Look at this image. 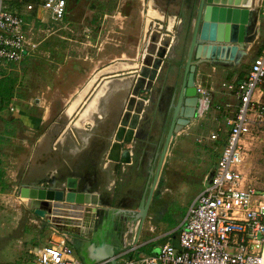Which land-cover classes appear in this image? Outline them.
<instances>
[{
  "label": "rangeland",
  "instance_id": "1",
  "mask_svg": "<svg viewBox=\"0 0 264 264\" xmlns=\"http://www.w3.org/2000/svg\"><path fill=\"white\" fill-rule=\"evenodd\" d=\"M196 1L67 0L63 21L38 26L36 49L2 73L11 80L13 95L10 104L0 108V235L9 238L6 242L0 237V264H28L34 257L33 234L39 232V218L33 211L35 201H25L21 195L23 188H32L23 180L30 158L36 161L38 174L49 176L62 167L58 181L73 176L81 183L91 173L95 183L107 186L120 162L108 153L118 142L121 152L130 149L135 158L142 159L151 150L146 167L154 169L171 115L170 107L158 111L157 103L162 91L173 88L174 98L177 94ZM241 9L248 10L252 24L238 62L193 63L194 85L208 88L211 99L200 111L197 105L195 114L172 134L159 174L172 202L191 199L203 188L205 173L215 165L221 144V139L207 138L223 124L217 105L233 102L223 95L221 82L247 72L264 38V0H252V5ZM155 60H159L155 76L140 81L143 68H153ZM108 67L114 72H105ZM103 78L108 84H102ZM98 87L104 91L94 100L100 117L90 113L94 123H88L87 117L72 124ZM82 89V96H76ZM169 93H162L161 100ZM77 97L69 115L66 108ZM124 116L125 130L135 120L127 142L115 137ZM243 168L246 180L264 193V138L254 141ZM175 186L176 191L171 188ZM157 231L162 230L157 227Z\"/></svg>",
  "mask_w": 264,
  "mask_h": 264
},
{
  "label": "built area",
  "instance_id": "2",
  "mask_svg": "<svg viewBox=\"0 0 264 264\" xmlns=\"http://www.w3.org/2000/svg\"><path fill=\"white\" fill-rule=\"evenodd\" d=\"M66 14L67 0H0V76L36 49L38 26L61 22ZM221 90L233 102L217 105L223 124L208 136L221 139V146L212 175L204 176L203 188L178 227L177 245L165 242L142 256L131 241L121 252L132 254L124 264H260L264 193L246 180L243 165L254 141L264 138V46L247 72L221 82ZM196 92L201 110L209 105L211 92L201 85ZM32 264L84 263L71 244L48 241Z\"/></svg>",
  "mask_w": 264,
  "mask_h": 264
},
{
  "label": "water",
  "instance_id": "3",
  "mask_svg": "<svg viewBox=\"0 0 264 264\" xmlns=\"http://www.w3.org/2000/svg\"><path fill=\"white\" fill-rule=\"evenodd\" d=\"M235 5L236 3L215 0H199L198 2L193 18L192 36L186 58L185 74L182 79L176 104L173 108L171 124L149 185L148 194L147 196L141 197L137 206V212L135 214V220L137 222L136 233H139L146 218L151 195L155 188L172 134L177 132L183 124H186L189 117L193 116L196 112L198 96L193 81L195 65L189 66L191 57L194 56L198 62L219 60L237 63L239 58L245 53L244 48L249 39V26L252 24V21L247 14L248 10L243 9V12L246 13L244 37L237 38L234 28L227 18L229 9L238 7ZM158 61L155 60L153 68H149L150 74L144 73L143 70L141 71L143 77L140 81H143L144 77L152 79L155 76ZM138 104L140 107V103ZM139 107H137V110H139ZM128 134V138L125 137L118 140L125 142L131 141L133 133L130 131ZM112 148H116L117 154H115V157L109 154L110 158L122 163L130 161V154L132 153L130 149H125L121 152L118 142L113 144L110 151ZM212 173L213 170L210 171L209 177ZM67 181L66 188L61 190L32 187L23 188L22 192L26 190H40L47 193L29 199L35 201L34 213L44 219L45 222L50 223L52 227L70 235L71 238L69 241L76 246V251L84 264H119L116 251L123 249L122 245H115L103 240L99 235L92 234L98 224V220L95 218V207L98 203L96 194L91 193L89 190L90 187L88 186L80 187L79 190H76L72 185L73 182L70 179ZM50 194H54V196L51 197ZM37 201L39 202L38 204L36 203ZM90 217L91 221L87 225L86 221H89ZM117 236L119 240L121 234L119 233ZM97 239L99 240L98 243L96 242ZM85 241H89V245ZM96 243L98 244V248L93 250L92 247ZM131 258L132 254L127 256V259ZM260 264H264V241Z\"/></svg>",
  "mask_w": 264,
  "mask_h": 264
},
{
  "label": "crops",
  "instance_id": "4",
  "mask_svg": "<svg viewBox=\"0 0 264 264\" xmlns=\"http://www.w3.org/2000/svg\"><path fill=\"white\" fill-rule=\"evenodd\" d=\"M151 12L153 11L151 10ZM170 21L173 23L172 19H170ZM28 56H25L24 58ZM118 63H121V61ZM5 70L3 72H5ZM101 72L103 73L104 71L102 70ZM105 72H114V70L108 69ZM100 73L97 72L96 75H99ZM2 75L3 74H1V76ZM236 79H240V77ZM91 81L92 79L87 83V85H89ZM101 82L102 84L103 82H106L108 84L107 78H103ZM83 89L76 96L78 97L82 96ZM99 91L100 90L98 87L97 92H95L94 94L95 97L93 98V100L88 101V105L86 104L87 106L85 105V107H82L80 111L77 112V116L75 117V119H73L72 124L78 125L81 119H83L82 122H85L84 118L90 117V113H97V117H100V114L96 112L97 106L94 105V100L100 98L99 96H102L104 94V91L103 92H99ZM78 97L73 101L72 105H69L66 108V112L68 111L67 113H69V115L74 113L73 108L77 103L76 101H78ZM71 106L73 107L72 109ZM84 108L86 109L84 110ZM69 109L71 111H69ZM22 111L24 110L22 109ZM197 111H200V108ZM17 114H19L20 116L21 112L17 111ZM22 115L24 116L25 119H28L29 117L26 116L25 113ZM15 117L17 118V116ZM90 118L91 121L88 123L90 124L94 123L92 117ZM133 155L134 154L132 153L130 154V161H128L127 163L120 164L119 162L118 166L117 167L115 166V168H117L116 169L117 174L116 175L112 174L110 176L107 186L98 182L95 183V181H97L96 176L91 173L86 174L83 177L81 183L80 181H78V178L73 176L69 177L71 182H73L72 184L73 187L76 190H79L80 187L88 186L90 187L89 188L90 192L96 194L98 198V203L95 207L96 208L95 218L96 220H98L97 221L98 224L92 234L99 235L103 240L109 241L110 243H113L115 245L116 244L122 245L123 249L116 251V254L118 255L119 264H124L125 260L127 259V256L131 254V253L126 255L121 254V252L129 245L131 241H134V243H136L137 245V252L135 254L139 253L142 256L154 253L155 250H157V248L165 242H170L173 245H177L178 227L186 214V210L188 206L196 196L194 195L191 199L184 200L182 202L176 200L175 198L176 202H172L174 200L173 199L169 200L165 192L166 190H168V186L163 185L161 187L160 176H158L155 188L152 192L151 199L148 205L146 218L140 228L139 233H136L137 222L135 220V214L137 212V206L141 197L147 196L148 194L153 170L151 168L148 169L146 167L149 162L144 160L145 156L144 157L142 156V159H140V157L135 158V156ZM108 161H109L108 158L105 161H103L102 167H105V163L107 165ZM35 166H36V161L30 158L26 164L27 168L23 172V180L26 181V183H28L30 187L53 188L55 190H61L66 188L68 182L67 180L69 179L67 180L60 179L62 181H58L59 177L61 178L63 177L64 169L62 167L55 169L54 174L52 173L49 174L48 176V174L47 175H42V173L38 174L36 172ZM110 171L112 173L111 169ZM206 174H208V172H206L205 175ZM43 176L45 177L43 178ZM47 177H50L48 178L49 181L48 179H46ZM43 181L45 182V184H43ZM53 183L56 185H54ZM202 183L204 185V179ZM183 186L184 185H182V188ZM171 188L175 189V191L177 189L176 186ZM22 199L27 201L30 198L22 196ZM36 203H38V201ZM38 218L37 219L39 221V226H38L39 232L33 234L35 240L37 241V245L34 246V250H33L34 257L31 263L28 264H32L37 249L43 246L44 244H46L48 241H52L55 243L71 244L75 249L77 257L81 260V258L79 257L76 251V246L70 243L69 241V239L71 238L70 235H67L64 232L52 227L50 223L45 222L44 219L40 218L39 216ZM90 221H91V217L89 218V221H86V224L88 225V222ZM157 227L161 228L162 231L158 232ZM119 233L121 234L120 236L121 238L118 240L117 235ZM0 237H2L3 239L5 238L6 242L9 240V238L4 237L2 233ZM98 241L99 240L97 239L96 242L98 243ZM85 242L88 243L89 241H85ZM97 243L96 245L94 244L95 246L93 245L92 247L93 250L98 248Z\"/></svg>",
  "mask_w": 264,
  "mask_h": 264
},
{
  "label": "bare ground",
  "instance_id": "5",
  "mask_svg": "<svg viewBox=\"0 0 264 264\" xmlns=\"http://www.w3.org/2000/svg\"><path fill=\"white\" fill-rule=\"evenodd\" d=\"M215 1L236 3L235 6H238V7H235V8L232 7L231 9H229L227 18H228L229 22L231 23V25L233 26L237 38H243L244 37V27L246 24V13L243 12V9H241V8L242 7H249L250 5H252V0H215ZM143 72L150 74V69L149 68H143ZM85 109L86 108H84V110ZM87 109H88V107H87ZM69 111H71V110H69ZM126 118H127V116L126 117L124 116V118L121 122V126L119 127L120 129L118 130V133H116L115 137L117 139L125 138V137L128 138V135H129L128 133L130 131L133 132L132 128H134V126H135V120L133 119L132 124L130 125L131 128L129 130H125L124 127H125V124L127 122ZM116 152H117L116 148H112V150L108 154H110L112 157H115V154H117ZM42 194H47V193L40 191V190L39 191L38 190H26V191L22 192V196L28 197V198H32L34 196L38 197V196H41ZM50 195H51V197L54 196V194H50Z\"/></svg>",
  "mask_w": 264,
  "mask_h": 264
},
{
  "label": "flooded vegetation",
  "instance_id": "6",
  "mask_svg": "<svg viewBox=\"0 0 264 264\" xmlns=\"http://www.w3.org/2000/svg\"><path fill=\"white\" fill-rule=\"evenodd\" d=\"M198 2H199V0H197L196 1V4H195V9H194V12H196V8H197V5H198ZM192 27H193V22H192V24H191V28H190V37H189V41H188V48H187V53H186V58H187V54H188V50H189V45H190V40H191V36H192ZM194 55V54H193ZM186 58H185V62H184V64H183V72H182V75H181V81H180V83H179V86H178V89H177V94H176V96H175V98H174V96H173V88L171 89V92H170V90L169 89H167L165 92H163L162 91V93H169L170 94V96H169V98L167 97V95H166V99H165V101L167 100V98H168V100H167V102H165L164 100H161L163 97H162V93H161V96H160V101L157 103V105H158V108H157V110L158 111H164V110H166L168 107H170L171 108V115H170V119H169V123H168V127H167V130H166V133H165V136H164V138H163V142H162V146H163V144H164V140H165V137H166V134H167V131H168V129H169V126H170V124H171V119H172V114H173V108H174V105L176 104V101H177V96H178V94H179V90H180V87H181V83H182V79H183V77H184V70H185V65H186ZM196 61V59L194 58V56H192L191 57V61H190V64H189V66H192L193 65V63ZM158 97V96H157ZM166 104V105H164V104ZM152 105H153V103L151 102V104H150V106H151V109L153 110V108H152ZM141 111H143V108H141L140 109ZM177 117H179V115H177ZM171 140V139H170ZM170 142V141H169ZM169 145V144H168ZM162 146H161V148H160V151H161V149H162ZM160 151H159V153H158V155H157V160H156V163H155V166H154V169H153V172H152V177H153V173L155 172V168H156V164H157V161H158V158H159V155H160ZM145 155V157H144V160H146V161H151V159H152V156L150 157V154H151V150H147V151H145V153H144ZM166 155V154H165ZM161 170V169H160ZM160 173V172H159Z\"/></svg>",
  "mask_w": 264,
  "mask_h": 264
},
{
  "label": "trees",
  "instance_id": "7",
  "mask_svg": "<svg viewBox=\"0 0 264 264\" xmlns=\"http://www.w3.org/2000/svg\"><path fill=\"white\" fill-rule=\"evenodd\" d=\"M263 46H264V38L261 44L258 46L257 52H259ZM12 91H13V84L11 80L6 76H1L0 77V108L7 107L13 95Z\"/></svg>",
  "mask_w": 264,
  "mask_h": 264
}]
</instances>
